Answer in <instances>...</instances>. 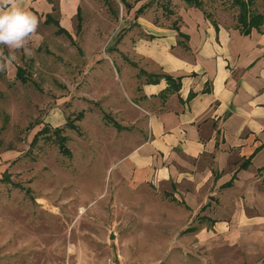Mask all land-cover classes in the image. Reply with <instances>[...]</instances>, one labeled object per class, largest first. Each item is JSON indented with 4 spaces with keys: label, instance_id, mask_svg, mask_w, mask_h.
Listing matches in <instances>:
<instances>
[{
    "label": "rangeland",
    "instance_id": "obj_1",
    "mask_svg": "<svg viewBox=\"0 0 264 264\" xmlns=\"http://www.w3.org/2000/svg\"><path fill=\"white\" fill-rule=\"evenodd\" d=\"M181 6L237 27L264 17V0H83L72 34L49 22L27 55L0 44V264H253L186 238L174 186L131 184L113 167L147 79L110 45L128 29L143 34L139 13L176 26ZM108 53L119 67L98 65Z\"/></svg>",
    "mask_w": 264,
    "mask_h": 264
},
{
    "label": "crops",
    "instance_id": "obj_2",
    "mask_svg": "<svg viewBox=\"0 0 264 264\" xmlns=\"http://www.w3.org/2000/svg\"><path fill=\"white\" fill-rule=\"evenodd\" d=\"M82 1L21 0L39 20L29 40L39 43L47 15L72 34ZM133 9L126 11L141 6ZM177 15L176 26H161L139 13L143 34L128 29L110 45L134 57L147 79L133 91L137 117L113 167L131 184L174 186L188 211L186 238L237 248L264 264V23L245 34L196 8L181 6ZM108 55L98 65L119 67ZM151 74L179 78L178 89L176 81H149ZM114 123L124 136L127 124Z\"/></svg>",
    "mask_w": 264,
    "mask_h": 264
},
{
    "label": "clouds",
    "instance_id": "obj_3",
    "mask_svg": "<svg viewBox=\"0 0 264 264\" xmlns=\"http://www.w3.org/2000/svg\"><path fill=\"white\" fill-rule=\"evenodd\" d=\"M21 0H0V44L11 49H30L28 40L39 27L38 18L20 7ZM2 67V65H0Z\"/></svg>",
    "mask_w": 264,
    "mask_h": 264
},
{
    "label": "trees",
    "instance_id": "obj_4",
    "mask_svg": "<svg viewBox=\"0 0 264 264\" xmlns=\"http://www.w3.org/2000/svg\"><path fill=\"white\" fill-rule=\"evenodd\" d=\"M121 2H123L124 0H120ZM187 4H193L194 0H184ZM127 6V5H126ZM138 11H140V9H138ZM258 19L253 20L252 18L249 19L248 23H244V25L241 27V30L243 31V33H248L249 29L251 27H258L259 25H261L262 23H264V17H259L256 16ZM253 20V21H252ZM51 22L54 26H56L57 28V32H61V33H66L68 34L63 28H61L58 24V22L51 16V15H47L46 16V20L45 23H49ZM69 35V34H68ZM19 71V69H18ZM17 71V73H18ZM142 72V71H141ZM148 77H151V79L149 81L151 82H156L159 78H164L167 83H173L174 81H176V86L175 89H178L179 87V78L173 79L170 75H165V74H151L148 75ZM115 125V123H113Z\"/></svg>",
    "mask_w": 264,
    "mask_h": 264
},
{
    "label": "built area",
    "instance_id": "obj_5",
    "mask_svg": "<svg viewBox=\"0 0 264 264\" xmlns=\"http://www.w3.org/2000/svg\"><path fill=\"white\" fill-rule=\"evenodd\" d=\"M111 264H114V263H111Z\"/></svg>",
    "mask_w": 264,
    "mask_h": 264
}]
</instances>
